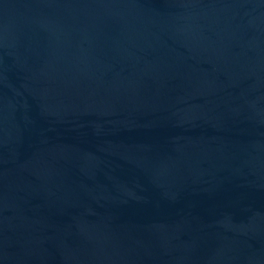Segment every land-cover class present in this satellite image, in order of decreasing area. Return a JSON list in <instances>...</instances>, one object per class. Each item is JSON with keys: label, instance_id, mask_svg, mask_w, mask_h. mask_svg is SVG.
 Returning <instances> with one entry per match:
<instances>
[{"label": "water", "instance_id": "water-1", "mask_svg": "<svg viewBox=\"0 0 264 264\" xmlns=\"http://www.w3.org/2000/svg\"><path fill=\"white\" fill-rule=\"evenodd\" d=\"M0 264H264V0H0Z\"/></svg>", "mask_w": 264, "mask_h": 264}]
</instances>
